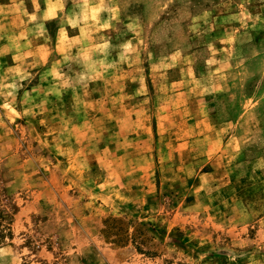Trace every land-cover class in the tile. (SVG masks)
I'll return each instance as SVG.
<instances>
[{
    "label": "rangeland",
    "instance_id": "rangeland-1",
    "mask_svg": "<svg viewBox=\"0 0 264 264\" xmlns=\"http://www.w3.org/2000/svg\"><path fill=\"white\" fill-rule=\"evenodd\" d=\"M22 1L0 264H264V0Z\"/></svg>",
    "mask_w": 264,
    "mask_h": 264
},
{
    "label": "crops",
    "instance_id": "crops-1",
    "mask_svg": "<svg viewBox=\"0 0 264 264\" xmlns=\"http://www.w3.org/2000/svg\"><path fill=\"white\" fill-rule=\"evenodd\" d=\"M1 2V1H0ZM3 2H7L6 4H8L7 6L8 7H13V9H15V8H19L20 7V3H18V2H23L22 0H18V1H16V0H2V2H1V4H3ZM16 16H15V13L14 12H12V14H9L6 18L7 19H9V20H13V18H15ZM21 33H25L24 31H20ZM16 34V32L13 34V35H15ZM4 47V46H3ZM6 47V46H5ZM38 47H39V45H38ZM39 62V61H38ZM11 65V64H10ZM16 65L15 64H13V65H11L9 68H14ZM128 173V172H127Z\"/></svg>",
    "mask_w": 264,
    "mask_h": 264
}]
</instances>
